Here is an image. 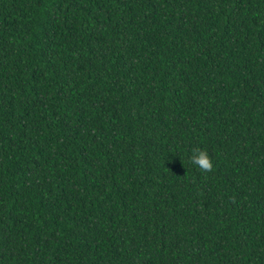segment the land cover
I'll use <instances>...</instances> for the list:
<instances>
[{
	"label": "trees",
	"instance_id": "trees-1",
	"mask_svg": "<svg viewBox=\"0 0 264 264\" xmlns=\"http://www.w3.org/2000/svg\"><path fill=\"white\" fill-rule=\"evenodd\" d=\"M0 264H264V0H0Z\"/></svg>",
	"mask_w": 264,
	"mask_h": 264
}]
</instances>
